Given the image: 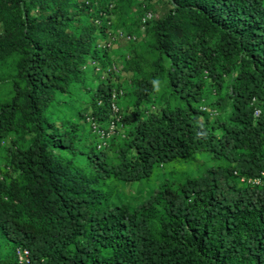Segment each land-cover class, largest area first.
Segmentation results:
<instances>
[{"label":"trees","instance_id":"16d2710c","mask_svg":"<svg viewBox=\"0 0 264 264\" xmlns=\"http://www.w3.org/2000/svg\"><path fill=\"white\" fill-rule=\"evenodd\" d=\"M167 1L141 21L154 43L122 57L134 75L120 85L102 45L123 0H0V69L15 71L0 104V264H20L19 248L30 264H264V0ZM147 2L142 17L159 0ZM80 87L89 115L62 100ZM115 89L123 126L98 149L92 124H108ZM212 94L228 118H211ZM197 155L212 163L199 176L121 201L115 183Z\"/></svg>","mask_w":264,"mask_h":264},{"label":"rangeland","instance_id":"374dc122","mask_svg":"<svg viewBox=\"0 0 264 264\" xmlns=\"http://www.w3.org/2000/svg\"><path fill=\"white\" fill-rule=\"evenodd\" d=\"M123 2V7H120L118 15L116 17H113V21L115 22V24L117 23L119 24L118 26L121 27L120 32L123 31L124 33H126V31L133 29L136 30V32L138 33L134 35L135 37H137V40L134 39V37L131 40H127L125 37H120L117 38L116 42L114 43V51L111 54V59H114V64L118 66V69L116 70L118 71L117 73H119L120 75L118 74L119 76L112 77V81L113 84L119 83L120 85H123L124 80L130 79L134 75L133 72H130L129 70L121 71L122 66L124 65L122 57H129L128 54L137 44H139L138 47L141 48V50H149L148 48L150 47V45H153L154 43L153 39H151L149 37V34L146 33L147 28L142 26L141 23L143 17L141 16L142 10L139 6L140 4H142V0H123ZM132 3H134L133 8H129V5ZM146 3H148L147 0H145L142 5L146 6ZM150 6L153 10L154 20L165 17L170 9L169 2L167 0H159V2L151 3ZM136 26H140V28H137ZM14 73L15 71L13 69V62L11 60H9V63L7 65H3L0 69V104L11 100L14 97L15 90L13 82L9 77H7L8 74L13 75ZM106 78H108V76ZM231 80L228 77L225 78V95H227V91H231ZM214 88L216 87L208 86V89L210 91ZM123 89L126 90L129 89V87L126 86L124 83ZM215 96H213V94L210 96L211 103H207L208 106H206V109H208V111L212 115L211 118H215L218 115L223 118H228L231 114V102L229 103V100H226L222 102V105L219 104L218 106L216 103L219 97ZM62 100L64 104H67L66 107H68V110L71 111L72 115H77L76 107H82V112H85L88 115L91 114L88 105V102L90 101V96L86 93L84 87L75 89L73 98L62 97ZM160 106V103L157 104L156 107H153V111L158 112ZM88 143L93 146H96L95 137L93 135H90V140L88 141ZM8 146V143H4L5 150L0 152L1 169H3L6 164H8V159L6 157V148ZM211 165V161L207 160L204 155H197L190 160L172 163L169 165H165L163 168L158 169L153 178L151 179V182L144 181L136 184L115 183V187L118 191L117 193L121 195L120 198L123 203L136 206L137 204L142 203L144 200L150 197V195L153 193V190L156 189L162 182L161 180H164L165 178H168L170 180L178 178L181 179V181H184L187 177L199 176L204 171V168L209 167Z\"/></svg>","mask_w":264,"mask_h":264},{"label":"built area","instance_id":"2783aa9c","mask_svg":"<svg viewBox=\"0 0 264 264\" xmlns=\"http://www.w3.org/2000/svg\"><path fill=\"white\" fill-rule=\"evenodd\" d=\"M87 4H90V1H87ZM113 7V5H111V8ZM154 15L149 12L146 13L143 17V23H146L148 20L153 19ZM120 37H125L127 40H131L133 37L131 36H127L123 33L120 32L119 36H115V37H111L108 41V43H104L102 45V47L107 48V49H113L114 43L116 42L117 38ZM135 39V38H134ZM120 91V95L122 94V90H118L115 89V91L113 92V96H112V112H111V118L110 120L107 122L108 124L105 127L100 126L98 123H93V130L94 133L97 134V136L99 137V142H98V149L104 148L108 145V141L110 139H112L115 135H117L119 133L120 128L123 126L122 125V121H123V115L121 113V108L117 103L118 100V96H119V92ZM261 114V111L256 110L255 112V116L259 117ZM93 118H88V122H90ZM252 182L251 180H249V183ZM253 183L255 184H261V179L258 178L256 180H253ZM18 259L20 264H30V251L26 248H19L18 252Z\"/></svg>","mask_w":264,"mask_h":264},{"label":"clouds","instance_id":"9594fccd","mask_svg":"<svg viewBox=\"0 0 264 264\" xmlns=\"http://www.w3.org/2000/svg\"><path fill=\"white\" fill-rule=\"evenodd\" d=\"M119 106H120V105H119ZM120 108H121V107H120ZM121 110H122V109H121ZM118 134H119V133H118ZM118 134H117V136H118ZM115 136H116V135H115ZM115 136H114V137H115ZM98 142H99V141H98ZM248 182H249V181H248Z\"/></svg>","mask_w":264,"mask_h":264}]
</instances>
